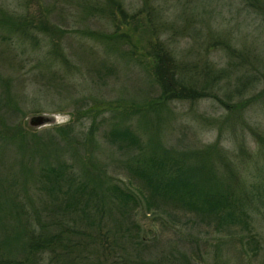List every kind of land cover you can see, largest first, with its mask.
<instances>
[{
    "label": "rangeland",
    "instance_id": "rangeland-1",
    "mask_svg": "<svg viewBox=\"0 0 264 264\" xmlns=\"http://www.w3.org/2000/svg\"><path fill=\"white\" fill-rule=\"evenodd\" d=\"M249 1L0 0V19L5 12L29 25L0 21V257H10L5 235L27 234L15 225L19 211L30 229L50 217V233L76 242L33 263L18 257L22 264H264V204L248 208L262 225L254 245L248 229L227 237L203 212L147 203L145 184L155 152L172 165L176 156L164 152L173 149L235 196L236 178L256 180L264 165V13ZM179 78L191 92L162 93L164 83L182 89ZM37 114L54 120L30 126ZM124 131L135 142L118 136ZM130 142L143 177L120 146ZM58 165L74 182L50 170L38 175ZM84 180L100 194L88 209L90 228L46 209L56 207L45 191L68 192L60 204L72 202L77 216ZM118 202L129 206L123 238L113 227ZM191 203L208 206L199 197Z\"/></svg>",
    "mask_w": 264,
    "mask_h": 264
},
{
    "label": "trees",
    "instance_id": "trees-1",
    "mask_svg": "<svg viewBox=\"0 0 264 264\" xmlns=\"http://www.w3.org/2000/svg\"><path fill=\"white\" fill-rule=\"evenodd\" d=\"M249 1V0H248ZM249 6H252L256 10L257 13H264V7L263 4L259 3L260 0H250ZM0 21L4 22L5 24L8 23V27L10 29H23L28 25L27 20L20 19L17 17H14L12 15H9L5 12H1V19ZM44 23H41V25ZM45 27L48 28V26L45 23ZM25 33V32H24ZM165 71L166 67L161 66V74L163 77H165ZM165 79V80H164ZM163 80L166 81V78ZM242 82V86H245V82ZM178 83H180L179 91L173 92L172 89L169 88L170 84L168 85L164 83V87L162 90V93H189L192 91V85L186 84L182 85L183 81L181 78H179ZM184 84V83H183ZM166 95V94H165ZM177 96L180 94H176ZM167 96V95H166ZM175 96V95H173ZM167 98L170 99V97L167 96ZM172 99V98H171ZM165 103V102H163ZM129 132L124 131L123 134L125 135H119L118 136L121 139L126 140L127 138L135 142V136L133 134H128ZM133 142L125 143V145H120L122 148L123 153L126 155V160H130L133 162L138 170L142 174V170H144L142 167L144 165V162L137 159V154H133V146H130L133 144ZM118 145V144H116ZM117 149H119L118 146H116ZM120 150V149H119ZM129 151V153H127ZM164 154H174L176 156V161L172 165H170L168 162H165L164 160L158 161L155 154L152 156V164L149 167V170L147 172V181L145 180V184L148 189V195H149V201L147 203L159 206V205H176L178 204V207L186 209V210H194L203 212L206 217L216 224V228L220 232H225L227 237L233 236L235 234H238L240 236V232L246 231L248 229V235H249V243H253L254 245H259L260 242V235L259 233L260 228L262 225L254 224L255 220L258 219H252L253 215L251 212H249L248 208L250 206H254L253 202H259L256 203V205L264 204V165H262L261 168H257L255 171V174L258 175L256 180L250 179L249 182L247 179L242 183L239 181V179H235V184L237 187V190H239V195H233L229 193V189L231 188L230 185H224L220 184L219 180L216 185H210L206 179V176H202L201 174V168L197 167L196 165H193L189 163V154L183 153L178 150H166ZM180 158V159H179ZM140 165V166H139ZM66 166L64 165H58V167H46L45 170H41V172H38V175L40 174H46L49 170L56 172L59 176H67V172H65ZM146 169V168H145ZM190 170L192 175L189 177V175L186 174L187 170ZM188 170V171H189ZM158 171L159 175L153 179L150 178V175L154 172ZM69 175V174H68ZM144 176V175H143ZM142 176V177H143ZM209 177H214L213 175ZM208 178V177H207ZM93 177H90L89 182L92 183L93 187H100L101 185L98 183H93L92 181ZM98 179V178H95ZM69 181L74 182V178L70 177L69 175ZM85 183H79L76 185V189L79 192V203L81 207H79V214L77 216H72L73 213L76 211L77 206L73 205L72 202H66L64 206L60 203H62V200L64 199V196L68 192H47L45 191L49 198L51 197L54 201L56 210L52 209L51 207H46L47 210L51 211H59L60 214H62L64 218H69L72 220H78L80 222H85L89 226V223L91 219H93V213H91L89 208L93 207L95 208L97 206V202L94 200L95 197H99L100 194L96 192V188H89V182L84 180ZM158 185H162L164 187L168 188H174L177 190L176 193H162L161 191L157 190L155 187ZM98 187V188H99ZM113 190L117 191V187H112ZM117 188V189H116ZM229 188V189H228ZM42 189L44 190V187L42 186ZM66 191H69V189H65ZM156 191V192H155ZM118 193H123L119 191ZM196 197H199L202 199V201L206 202L208 205L205 209H199L197 206L192 204L191 202H194ZM161 198H164L165 201H158ZM126 200V197L125 199ZM101 202V201H100ZM103 205V204H102ZM173 205V206H174ZM117 206H119V210L121 215L120 219L113 222L114 229L118 234V238H123V233H121V230L123 229L122 224H125L122 220V217L124 219L128 218L126 214L129 213L128 210V204L126 202H118ZM8 208V207H7ZM6 208V210H7ZM6 210L4 214L6 213ZM14 212L16 221L15 225L20 227L23 231H25L27 234L24 237H21L20 239H17L16 241L12 240V237L4 236L3 241L5 242V247L7 246V249H9L7 254L10 256L8 259L0 257V264H22V262H17L18 257H21L25 259L27 262L30 261V263H33L35 261V257L37 255H42L46 253L47 251L54 252L56 246H59L61 250L64 252L69 250L70 246L76 247V242H73V244L70 243V238H64L62 237V234L57 231L56 233H50L49 228L50 225H52L48 218L45 217L46 220H38V224L33 229H30V224H24L21 222V215L20 213ZM128 212V213H127ZM103 213L101 211V207L99 210V216L97 214L96 217L100 219L103 216ZM201 214V213H200ZM20 215V217H19ZM4 216V215H3ZM122 216V217H121ZM63 219H61L59 222H57V225H61ZM264 224V223H262ZM94 227V226H91ZM237 227L239 228L237 230ZM90 228V226H89ZM33 229V230H32ZM91 230V229H90ZM115 233V234H116ZM79 234V233H78ZM257 235V237H256ZM93 237V235H91ZM248 246V245H247ZM81 247H84L83 245ZM33 259H32V258ZM31 258V259H30ZM34 260V261H33Z\"/></svg>",
    "mask_w": 264,
    "mask_h": 264
},
{
    "label": "water",
    "instance_id": "water-1",
    "mask_svg": "<svg viewBox=\"0 0 264 264\" xmlns=\"http://www.w3.org/2000/svg\"><path fill=\"white\" fill-rule=\"evenodd\" d=\"M53 120H54L53 116L46 115V114H37V115L30 116L28 119V123L30 126H40L48 122H51Z\"/></svg>",
    "mask_w": 264,
    "mask_h": 264
}]
</instances>
